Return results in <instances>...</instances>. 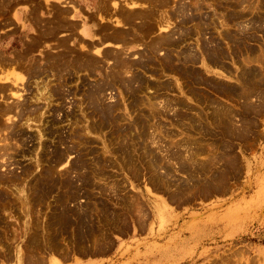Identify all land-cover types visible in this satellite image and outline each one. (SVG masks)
<instances>
[{
	"label": "rangeland",
	"instance_id": "rangeland-1",
	"mask_svg": "<svg viewBox=\"0 0 264 264\" xmlns=\"http://www.w3.org/2000/svg\"><path fill=\"white\" fill-rule=\"evenodd\" d=\"M57 1L0 0L5 59L19 66L0 88V264L19 250L21 264H264V0H90L126 27L101 29L123 34L110 49L81 39L62 6L74 2ZM39 90L50 104L33 102Z\"/></svg>",
	"mask_w": 264,
	"mask_h": 264
},
{
	"label": "bare ground",
	"instance_id": "bare-ground-1",
	"mask_svg": "<svg viewBox=\"0 0 264 264\" xmlns=\"http://www.w3.org/2000/svg\"><path fill=\"white\" fill-rule=\"evenodd\" d=\"M104 1H105V0H104ZM107 1H108V0H107ZM124 1H125V0H124ZM143 1H145V0H143ZM146 1H147V0H146ZM193 1H194V0H193ZM198 1H199V0H198ZM198 1H194V3L198 2ZM210 1H211V0H210ZM221 1H222V0H221ZM226 1H227V0H226ZM240 1H242V0H240ZM244 1H245V0H244ZM119 2H120V1H119ZM119 2H116V0H111V5L113 6V8H114L115 10H116V9L119 10V8H120V4H119ZM158 2H159V1H158ZM224 2H225V1H224ZM238 2H239V1H238ZM194 3L192 2L193 5H194ZM200 3H201V2H200ZM249 3H250V2H249ZM252 3H253V1H252ZM95 4H96V3H95ZM103 4H104V3H103ZM108 4L110 5V1L108 2ZM121 4H122V3H121ZM156 4H157V3H156ZM101 5H102V4H101ZM104 5H105V4H104ZM124 5H126V6L128 7V8H126V9L129 10V11H130L131 9H135V8H146V9L149 8L147 3H145V2H140V0H127V2L125 1V4H124ZM150 5H151V4H150ZM178 5H179V4H178ZM190 5H191V4H190ZM198 5H199V3H198ZM250 5H251V4H250ZM126 6H125V7H126ZM163 6H164V5H163ZM166 6H167V5H166ZM166 6H165V7H166ZM179 6H180V5H179ZM247 6H248V5H247ZM252 6H253V5H251L250 7H252ZM97 7H98V6H97ZM109 7H110V6H109ZM153 7H154V6H153ZM165 7H164V8H165ZM190 7H191V6H190ZM201 7H202V6H201ZM221 7H222V6H221ZM224 7H225V6H224ZM110 8H111V7H110ZM196 8H197V7H196ZM241 8L243 9V7H241ZM248 8H249V7H248ZM121 9H122V8H121ZM146 9H145V10H146ZM166 9H167V8H166ZM175 9H176V8H175ZM201 9H202V8H201ZM249 9H251V8H249ZM104 10H105V9H104ZM104 10H103V11H104ZM115 10H114V11H115ZM150 10H151V9H150ZM172 10H173V9H172ZM179 10H180V9H179ZM182 10H183V9H182ZM238 10H239V9H238ZM54 11H56V10H54ZM64 11H65V10H64ZM64 11H63V12H64ZM95 11H96V10H95ZM121 11H122V10H121ZM131 11H132V10H131ZM173 11H174V10H173ZM177 11H178V10H177ZM186 11H187V9H186ZM236 11H237V10H236ZM242 11H243V10H242ZM246 11H247V10H246ZM67 12H68V11H67ZM144 12H145V11H144ZM144 12H143V13H144ZM151 12H152V11H151ZM157 12H158V11H157ZM175 12H176V11H174V13H175ZM212 12H213V11H212ZM56 13H57V12H56ZM111 13H112V11H111ZM111 13H110V15H111ZM170 13H172V12H170ZM183 13H184V12H183ZM96 14H97V13H96ZM112 14H113V13H112ZM153 14H154V13H152V16H153ZM167 14H168V12H167ZM205 14H206V13H205ZM236 14H237V13H236ZM30 15H31V14H30ZM61 15H62V14H61ZM98 15H99V13H98ZM98 15H97V16H98ZM115 15H116V13H115ZM234 15H235V14H234ZM97 16H95V17H97ZM102 16H103V15H102ZM102 16H101V17H102ZM113 16H114V15H113ZM113 16H112V20H113L114 17H115V16H114V17H113ZM61 17H62V16H61ZM95 17H94V18H95ZM116 17H117V16H116ZM120 17H121V16H120ZM120 17H118L117 19H119ZM123 17H124V16H123ZM130 17H131V16H130ZM148 17H150V16H148ZM199 17H200V16H199ZM65 18H66V17H65ZM65 18H63V19H65ZM109 18H110V16H109ZM127 18H128V16H127ZM151 18H152V17H151ZM170 18H171V17H170ZM175 18H176V17H175ZM184 18H185V17H184ZM97 19H98V17H97ZM103 19H105V18H103ZM122 19H123V18H122ZM166 19H167V18H166ZM166 19H165V21H166ZM210 19H211V18H210ZM224 19H225V18H224ZM101 20H102V19H101ZM110 20H111V19H110ZM125 20H126V19H125ZM150 20H151V19H150ZM154 20H155V19H154ZM107 21H108V23H110L108 19H107ZM114 21H116V20H114ZM119 21H120V20H119ZM122 21H123V20H122ZM122 21H120L121 24L119 25V27H120L121 25L124 24V23H122ZM157 21H158V20H157ZM208 21H210V20H208ZM211 21H212V19H211ZM91 22H92V21H91ZM112 22H113V21H112ZM117 22H118V21H117ZM128 22H129V20H128ZM134 22H136V21L134 20ZM137 22H138V20H137ZM149 22H150V21H149ZM159 22H160V21H159ZM159 22H158V23H159ZM201 22H203V21H201ZM224 22H225V21H224ZM40 23H41V22H40ZM85 23H87V22H85ZM114 23H115V22H114ZM118 23H119V22H118ZM151 23H154V22H151ZM162 23L164 24V22H162ZM191 23H192V22H191ZM196 23H197V22H196ZM211 23H212V22H211ZM239 23H240V22H239ZM71 24H72V23H71ZM90 24H91V23H90ZM159 24H161V23H159ZM165 24H166V23H165ZM167 24H169V23L167 22ZM197 24H198V23H197ZM223 24H225V23H222V25H223ZM253 24H254V23H253ZM68 25H70V24H68ZM68 25H67V26H68ZM112 25H113V23H112ZM112 25H111V26H112ZM115 25H118V24L116 23ZM157 25H158V24H157ZM203 25H204V24H203ZM58 26H59V24H58ZM158 26H160V25H158ZM165 26H166V25H165ZM205 26H206V25H205ZM213 26H214V24H213ZM225 26H226V25H225ZM236 26H237V25H236ZM249 26H250V25H249ZM73 27H74V26H73ZM128 27H130V26H128ZM155 27H156V26H155ZM166 27L168 28V26H166ZM169 27H171V26L169 25ZM60 28H61V27H60ZM121 28H123V27H121ZM125 28H126V27H125ZM141 28H142V27H141ZM159 28H160V27H159ZM198 28H199V27H198ZM52 29H53V28H52ZM57 29H58V28H57ZM61 29H64V28H61ZM111 29H112V28H111ZM130 29H131V28H130ZM170 29H171V28H170ZM170 29H169V30H170ZM192 29H194V28H192ZM195 29H196V28H195ZM248 29H249V28H248ZM66 30H67V29H66ZM143 30H144V28H143ZM171 30H172V29H171ZM237 30L241 31L240 29H237ZM67 31H68V30H67ZM72 31H73V30H72ZM131 31H132V30H131ZM194 31H196V30H194ZM89 32H90V30H89ZM133 32H134V31H133ZM141 32H142V31H141ZM178 32H179V31H178ZM181 32H182V31H181ZM101 33H102V32H101ZM135 33H136V32H135ZM147 33H148V32H147ZM237 33H238V32H237ZM90 34H92V32H91ZM132 34H133V33H132ZM104 35H105V34H104ZM122 35H123V34H122ZM122 35H121V36H122ZM126 35H127V34H126ZM221 35H222V34H221ZM105 36H106V35H105ZM118 36L121 37L120 35H118ZM127 36H128V35H127ZM174 36H175V35H174ZM174 36H173V37H174ZM236 36H238V35H236ZM67 37L69 38V36H67ZM82 37H83V36H82ZM89 37H90V36H89ZM175 37H176V36H175ZM221 37H222V36H221ZM228 37H229V36H228ZM103 38L105 39V37H103ZM121 38H122V37H121ZM132 38H133V37H132ZM142 38H144V37H142ZM179 38H180V37H179ZM181 38H182V37H181ZM202 38H203V37H202ZM236 38H237V37H236ZM104 39H103V41H104ZM106 39H107V38H106ZM111 39H112V38H111ZM113 39H114V38H113ZM122 39H123V38H122ZM126 39H127V38H126ZM172 39H173V38H172ZM175 39H176V38H175ZM205 39H206V38H205ZM70 40H71V39H70ZM117 40H118V39H117ZM119 40H120V39H119ZM181 40H182V39H181ZM251 40H252V39H251ZM262 40H263V39H262ZM124 41H125V40H124ZM127 41H128V40H127ZM165 41H166V40H165ZM165 41H164V42H165ZM212 41H213V40H212ZM214 41H215V40H214ZM219 41H220V40H219ZM227 41H228V40H227ZM93 42H94V41H93ZM106 42H108V41H106ZM109 42H110V41H109ZM116 42H117V41H116ZM135 42H136V40H135ZM138 42H139V41H138ZM208 42H209V41H208ZM215 42H216V41H215ZM104 43H105V42H104ZM112 43H113V42H112ZM127 43H128V42H127ZM136 43H137V42H136ZM146 43H147V42H146ZM155 43H156V42H155ZM166 43H167V42H166ZM211 43H212V42H211ZM241 43H242V42H241ZM95 44H96V43H95ZM152 44H153V43H152ZM160 44H161V43H160ZM177 44H179V43H177ZM208 44H209V43H208ZM208 44H207V45H208ZM229 44H230V43H229ZM104 45H106V47H107L108 45H111V46H112L111 43H106V44H104ZM153 45H155V44H153ZM161 45H162V44H161ZM168 45H169V44H167L166 47H167ZM180 45H181V44H180ZM124 46H125V45H124ZM150 46H151V45H150ZM212 46H214V45L212 44ZM218 46H219V45H218ZM115 47H120V46L116 45ZM121 47H122V46H121ZM121 47H120V48H121ZM128 47H129V46H128ZM156 47H157V45H156ZM185 47H186V46H185ZM236 47H237V46H236ZM160 48H161V47H160ZM216 48H217V46L215 47V49H216ZM224 48H225V47H224ZM64 49H65V48H64ZM148 49H150V48H148ZM164 49H165V48H164ZM168 49H169V48H168ZM192 49H193V48H192ZM205 49H206V48H205ZM209 49H210V48H209ZM209 49H208V50H209ZM215 49H214V50H215ZM122 50H123V49H122ZM152 50H153V48H152ZM156 50H157V49H156ZM156 50H155V51H156ZM212 50H213V49L211 48V51H212ZM262 50H263V49H262ZM61 51H62V50H61ZM157 51H158V50H157ZM201 51H202V50H201ZM205 51H206V50H205ZM143 52H144V51H143ZM149 52H150V51H149ZM178 52H179V51H178ZM192 52H193V51H192ZM260 52H261V51H260ZM26 53H27V52H26ZM30 53H31V52H30ZM59 53H60V52H59ZM63 53H64V52H63ZM98 53H99V51L96 52V54H98ZM116 53H117V52H116ZM150 53H151V52H150ZM155 53H156V52H155ZM176 53H177V52H176ZM214 53H215V51H214ZM244 53H245V50H244ZM99 54H100V53H99ZM156 54H157V53H156ZM193 54H194V53H193ZM205 54H206V53H205ZM232 54H233V53H232ZM242 54H243V53H242ZM246 54H247V53H246ZM24 55H25V53H24ZM43 55H44V54H43ZM57 55H58V54H57ZM90 55H92V54H90ZM116 55H117V54H116ZM150 55H151V54H150ZM176 55H177V54H176ZM189 55H190V54H188V56H189ZM191 55H192V54H191ZM214 55H215V54H214ZM223 55H224V54H223ZM223 55H222V56H223ZM247 55H248V54H247ZM253 55H254V54H253ZM253 55H252V56H253ZM100 56H101V55H100ZM119 56H120V55H119ZM153 56H154V55H153ZM181 56H182V55H181ZM185 56H186V55H185ZM195 56H196V55H195ZM259 56H260V55H259ZM51 57H53V56H51ZM86 57H87V56H86ZM116 57H117V56H116ZM120 57H121V56H120ZM145 57H146V55H145ZM247 57H248V56H247ZM247 57H245V58H247ZM253 57H254V56H253ZM54 58H55V57H54ZM103 58H104V57H103ZM118 58H119V57H118ZM122 58H123V57H122ZM150 58H151V57H150ZM250 58H252V57H250ZM50 59H51V58H50ZM87 59H88V58H87ZM87 59H85V60H87ZM101 59H102V58H101ZM101 59H100V60H101ZM104 59H106V58H104ZM107 59H109V58H107ZM115 59H116V58H115ZM115 59H114V60H115ZM178 59H179V58H178ZM183 59H184V58H183ZM205 59H206V56H205ZM207 59H208V57H207ZM243 59H244V58H243ZM23 60H24V59H23ZM44 60H45V59H44ZM44 60H43V62H44ZM53 60H54V59H53ZM67 60H69V59H67ZM117 60H118V59H117ZM117 60H116V61H117ZM122 60H123V59H120L119 61L122 62ZM125 60H126V59H125ZM139 60H140V59H139ZM156 60H157V59H156ZM156 60H155V61H156ZM196 60H197V58H196ZM220 60H221V59H220ZM244 60H245V59H244ZM252 60H253V59H252ZM21 61H22V60H21ZM41 61H42V60H41ZM102 61H103V60H102ZM109 61H110V60H109ZM116 61H115V62H116ZM123 61H124V60H123ZM145 61H146V60H145ZM160 61H162V60H160ZM182 61H183V60H182ZM205 61H206V60H205ZM212 61H213V60H212ZM257 61H258V60H257ZM11 62H12V61H11ZM31 62H32V61H31ZM62 62H63V60H62ZM75 62H77V61H75ZM75 62H73L72 65H73ZM78 62H79V61H78ZM81 62H82V61H81ZM84 62H85V61H84ZM136 62H137V61H136ZM142 62H143V61H142ZM175 62H176V61H175ZM180 62H181V61H180ZM189 62H190V61H189ZM193 62H194V61H193ZM18 63H19V62H18ZM18 63H17V64H18ZM33 63H34V62H33ZM33 63H32V64H33ZM35 63H36V62H35ZM35 63H34V65H35ZM58 63H60V62H58ZM69 63H70V62H69ZM86 63H87V61H86ZM117 63H118V62H117ZM122 63H124V62H122ZM126 63H127V60H126ZM132 63H133V62H132ZM139 63H140V62H139ZM181 63H182V62H181ZM42 64H43V63H42ZM51 64H52V63H51ZM87 64H88V63H87ZM99 64H100V63H99ZM127 64H129V63H127ZM136 64H138V62H137ZM159 64H160V63H159ZM40 65H41V64H40ZM82 65H83V64H82ZM82 65H81V66H82ZM91 65H92V64H91ZM91 65H90V67H89V65H88V67L91 68V67H92ZM114 65H115V64H114ZM131 65H132V64H131ZM134 65H135V64H134ZM134 65H133V66H134ZM138 65H139V64H138ZM148 65H149V64H148ZM183 65H184V64H183ZM31 66H32V65H31ZM42 66H46V64H45V65H42ZM64 66H65V64H64ZM66 66H70V65H66ZM117 66H118V64H117ZM119 66L122 67V64L120 65V63H119ZM124 66H125V64H124ZM124 66H123V67H124ZM214 66H215V65H214ZM217 66H218V65H217ZM26 67H27V66H26ZM29 67H30V66H29ZM29 67H28V68H29ZM37 67H38V65H37ZM53 67H54V65H53ZM70 67H71V66H70ZM84 67H86V66H84ZM97 67H98V66H97ZM121 67H119V68H121ZM123 67H122V68H123ZM126 67H127V66H126ZM130 67H131V66H130ZM161 67H162V66H161ZM44 68H45V67H44ZM58 68H59V67H58ZM67 68H68V67H67ZM67 68H66V69H67ZM122 68H121V69H122ZM56 69H57V68H56ZM62 69H63V68H62ZM117 69H118V67H117ZM131 69H132V68H131ZM188 69H189V68H188ZM22 70H23V69H22ZM25 70H26V69H25V67H24V71H25ZM27 70H28V69H27ZM33 70H34V69H33ZM33 70H32V71H33ZM57 70H58V69H57ZM67 70H68V69H67ZM67 70H66V71H67ZM80 70H81V69H80ZM80 70H78V71H80ZM85 70H86V68H85ZM92 70H93V69H92ZM92 70H91V71H92ZM112 70L115 71L114 69H112ZM119 70H120V69H119ZM126 70H128V69H126ZM161 70H162V69H161ZM171 70H172V69H171ZM176 70H177V69H176ZM52 71H53V70H52ZM58 71H59V70H58ZM68 71H69V70H68ZM68 71H67V72H68ZM88 71L90 72V70H88ZM255 71H256V70H255ZM30 72H31V70H30ZM34 72H35V71H34ZM45 72H46V71H45ZM54 72H55V71H54ZM59 72H60V71H59ZM61 72H62V71H61ZM64 72H65V70H64ZM72 72H73V71H72ZM72 72H71V73H72ZM98 72H99V71H98ZM31 73H33V72H31ZM38 73H39V72H38ZM47 73H48V72H47ZM100 73H101V72H100ZM100 73H99V74H100ZM114 73L117 74V72H114ZM127 73H129V72H127ZM169 73H170V71H169ZM189 73H190V71H189ZM34 74L36 75V73H34ZM53 74H54V73H53ZM61 74H62V73H61ZM74 74H76V73L74 72ZM122 74H123V73L121 72V75H122ZM177 74H178V73H177ZM26 75H27V74H26ZM28 75H29V73H28ZM28 75H27V77H28ZM32 75H33V74H32ZM44 75H45V74H44ZM59 75H60V74H59ZM93 75H94V74H93ZM112 75H113V74H112ZM118 75H119V74H118ZM36 76H37V75H36ZM36 76H35V77H36ZM45 76H46V75H45ZM64 76H65V74H64ZM64 76H63V77H64ZM97 76H99V75H97ZM100 76H101V75H100ZM109 76L111 77V75H109ZM195 76H196V75H195ZM253 76H254V75H253ZM29 77H30V76H29ZM31 77H32V76H31ZM42 77H43V76H42ZM58 77H59V76H58ZM58 77H57V78H58ZM66 77H67V76H66ZM66 77H65V78H66ZM105 77H106V76H105ZM118 77H122V76H118ZM15 78L17 79L18 77H15ZM45 78H46V77H45ZM68 78H69V77H68ZM106 78H108V77H106ZM111 78H112V77H111ZM190 78H192V77H190ZM247 78H248V77H247ZM18 79H20V78H18ZM30 79H31V78H30ZM0 80H1V79H0ZM26 80H27V78H26ZM57 80H58V79H57ZM59 80H60V79H59ZM63 80H64V79H63ZM104 80H105V79H104ZM248 80H249V79H248ZM20 81L23 83L22 80H20ZM42 81H43V80H42ZM117 81H119V80H117ZM124 81H126V80H124ZM107 82H108V81H107ZM121 82H122V81H121ZM131 82H132V81H131ZM254 82H255V81H254ZM58 83H60V82H58ZM67 83H68V82H67ZM69 83H70V82H69ZM95 83H96V82H95ZM95 83H93V84H95ZM123 83H125V82H123ZM129 83H130V82H129ZM133 83H134V82H133ZM5 84H6V83H5ZM28 84H30V83H28ZM43 84H44V83H43ZM62 84H63V83H62ZM62 84H61V85H62ZM100 84H101V83H100ZM102 84H105V83L102 82ZM106 84H107V83H106ZM115 84H116V83H115ZM117 84H118V83H117ZM117 84H116V85H117ZM146 84H147V83H146ZM48 85H49V84H48ZM59 85H60V84H59ZM2 86H3V85H2ZM2 86H1V88H2ZM4 86H6V85H4ZM22 86H23V85H22ZM43 86H44V85H43ZM45 86H46V85H45ZM45 86H44V87H45ZM49 86H50V85H49ZM54 86H55V84H54ZM90 86H91V85H90ZM106 86H108V85H106ZM114 86H115V85H114ZM121 86H123V85H121ZM25 87H26V86H25ZM25 87H24V88H25ZM51 87H52V86H51ZM59 87H62V86H59ZM82 87H83V86H82ZM108 87H109V86H108ZM127 87H128V86H127ZM137 87H138V86H137ZM150 87H151V86H150ZM163 87H164V86H163ZM22 88H23V87H22ZM48 88H49V87H48ZM57 88H58V87H57ZM77 88H78V87H77ZM120 88H121V87H120ZM5 89H6V88H5ZM28 89H29V88H28ZM46 89H47V88H46ZM55 89H56V87H55ZM61 89H62V88H61ZM69 89H70V88H69ZM81 89H82V88H81ZM83 89H84V88H83ZM107 89H108V88H107ZM50 90H51V88H50ZM124 90H125V88H124ZM126 90H127V89H126ZM39 91H40V90H39ZM52 91H53V90H52ZM55 91H56V90H55ZM55 91H54V92H55ZM59 91H60V90H59ZM67 91H68V90H67ZM140 91H141V90H140ZM27 92H28V91H27ZM31 92H32V91H31ZM50 92H51V91H50ZM60 92H61V91H60ZM64 92H65V91H64ZM64 92L62 93L63 95H64ZM88 92H89V91H88ZM25 93H26V92H25ZM56 93H57V92H56ZM85 93H86V92H85ZM48 94H49V92H48ZM52 94H53V93H52ZM59 94H60V93H59ZM62 94H61V95H62ZM65 94H66V93H65ZM71 94H72V92H71ZM73 94H74V92H73ZM87 94H88V93H87ZM258 94H259V93H258ZM33 95H34V94H33ZM49 95H50V94H49ZM49 95H47V92H46V91H43V92L40 91V92H38V93L36 94V97H35V98L33 97V98H34L33 102H38V103H39V102L43 101V102H45L46 104H50V101H51L50 96H51V95H50V96H49ZM57 95H58V94H57ZM231 95H232V94H231ZM59 96H60V95H59ZM73 96H74V95H73ZM92 96H93V94H92ZM95 96H96V95H95ZM95 96H94V97H95ZM99 96H100V94H99ZM31 98H32V97H31ZM64 98H65V97H64ZM152 98H155V97H152ZM60 99H61V98H60ZM150 99H151V98H150ZM94 100H95V99H94ZM99 100H101V96H100V99L98 98V101H99ZM25 101H26V98L23 97V95H20V96H18V100H15V102L12 101L11 103H13V105L19 103V105H20L21 103L24 104ZM28 101H29V100H28ZM30 101H31V100H30ZM59 101H60V100H59ZM89 101H90V100H89ZM213 101H214V100H213ZM94 102H95V101H94ZM141 102H142V101H141ZM182 102H183V101H182ZM11 103L6 102L7 105H6V104H5V105L8 107V105H9V104L11 105ZM28 103H29V102H28ZM97 103H98V102H97ZM97 103H96V104H97ZM138 103H139V102H138ZM177 103H178V102H177ZM26 104H27V103H26ZM26 104H25V105H26ZM32 104H33V103H32ZM99 104H100V103H99ZM28 105H29V104H27V106H28ZM109 106H110V105H109ZM138 106H139V105H138ZM0 107H1V105H0ZM16 107H18V106H16ZM24 107H25V106H24ZM36 107H37V106H36ZM111 107H112V106H111ZM218 107H219V106H218ZM13 108H14V107H13ZM115 108H116V107H115ZM117 108H118V107H117ZM117 108H116V110H117ZM143 108H144V107H143ZM219 108H220V107H219ZM4 109H5V108H4ZM4 109H2V110H4ZM26 109L29 110V108H26ZM15 110H16V109H15ZM17 110H18V109H17ZM19 110H20V109H19ZM32 110L34 111V108H32ZM21 111H22V110H21ZM33 111H32V112H33ZM35 111H36V110H35ZM35 111H34L33 113H35ZM117 111H119V110H117ZM28 112H29V111H28ZM32 112H31V113H32ZM226 112H227V111H226ZM10 113H13V112L10 111ZM94 113H95V112H94ZM112 113H114V112H112ZM219 114H220V113H219ZM1 116H4V115L2 114ZM144 117H145V116H144ZM144 117H143V118H144ZM148 117H149V116H148ZM124 118H125V117H124ZM20 119H21V118H20ZM147 119H148V118H147ZM27 120L29 121V119H27ZM76 120H77V119H76ZM115 120H116V119H115ZM52 121H53V120H52ZM55 122H56V120H55ZM60 122H61V121H60ZM117 122H118V121H117ZM17 123H18V122H17ZM134 123H136V122H134ZM106 124H107V123H106ZM45 125H46V124H45ZM49 125H50V124H49ZM16 126H17V124H16ZM96 126H97V125H96ZM98 126H99V125H98ZM98 126H97V127H98ZM140 126H141V124H140ZM93 127H94V126H93ZM4 128H5V127H4ZM6 128H7V126H6ZM49 128H50V127H49ZM37 129H38V128H37ZM45 129H46V128H45ZM50 129H52V128H50ZM53 129H54V128H53ZM120 129H121V128H120ZM140 129H141V127H140ZM1 130H2V129H1ZM4 130H5V129H4ZM7 130H8V128H7ZM94 130H95V129H93V131H94ZM110 130H112V129H110ZM38 131H39L38 134H40V137L42 136L41 138L43 139V135H42L41 129H38ZM124 131H125V130H124ZM129 131H130V130H129ZM56 132H57V131H56ZM4 133H5V132H4ZM6 133H7V132H6ZM11 133H12V132H11ZM111 133H112V132H111ZM129 133H130V132H129ZM45 134H46V133H45ZM119 134H120V133H119ZM126 134H127V133H126ZM5 135H6V134H5ZM5 135H4V137H5ZM7 135H8V134H7ZM7 135H6V136H7ZM10 135H11V134H9V136H10ZM75 135H76V134H75ZM128 135H129V134H128ZM53 136H54V135H53ZM131 136H132V135H131ZM137 136H139V135H137ZM7 137H8V136H7ZM5 138H6V137H5ZM12 138H13V137H12ZM19 138H20V137H19ZM126 138H127V137H126ZM140 138H141V136H140ZM2 139H3V138H2ZM6 139H8V138H6ZM52 139H53V138H52ZM117 139H119V138H117ZM117 139H116V140H117ZM121 139H122V137H121ZM4 140H5V139H3V142H5ZM13 140H14V139H13ZM131 140H132V139H131ZM131 140H130V141H131ZM9 141H11V140H9ZM126 141H128V140H126ZM19 142H21V140H20ZM22 142H23V141H22ZM50 142H51V141H50ZM123 142H124V141H123ZM58 143H59V142H58ZM125 143H126V142H125ZM89 144H90V143H89ZM5 145H7V144L5 143ZM8 145H9V144H8ZM8 145H7V146H8ZM59 145H61V144H59ZM132 145H133V144H132ZM7 146H6V147H7ZM64 147H65V146H64ZM115 147H116V146H115ZM115 147H114V148H115ZM126 147H127V146H126ZM8 148H10V147H8ZM15 148H16V147H15ZM1 149H2V147H1ZM1 149H0V150H1ZM72 149H74V148H72ZM90 149H91V148H90ZM2 150H3V149H2ZM4 150L6 151L5 148H4ZM8 150H9V149H8ZM69 150H70V149H69ZM112 150H113V149H112ZM128 151H129V150H128ZM1 152H2V151H1ZM7 152H8V151H7ZM71 152H72V151H71ZM77 152H78V151H77ZM87 152H88V151H87ZM94 152H95V150H94ZM193 152H194V151H193ZM189 153H190V152H189ZM194 153H195V152H194ZM2 154H3V153H2ZM2 154H1L0 157L3 156ZM6 154H7V153H6ZM116 154H117V153H116ZM143 154H144V153H143ZM175 154H176V153H175ZM191 154H192V153H191ZM191 154H190V155H191ZM94 155H95V154H94ZM118 155H119V152H118ZM123 155H124V154H123ZM130 156H131V155H130ZM186 156H187V155H186ZM64 157H65V156H64ZM96 157H97V156H96ZM187 157H188V156H187ZM190 157H191V156H190ZM193 157H194V155H193ZM8 158H10V157H8ZM101 158H102V157H101ZM122 158H123V157H122ZM130 158H132V157H130ZM191 158H192V157H191ZM0 159H1V158H0ZM90 159H91V158H90ZM123 159H124V158H123ZM123 159H122V160H123ZM125 159H126V158H125ZM158 159H159V158H158ZM119 160H120V158H119ZM176 160H177V159H176ZM185 160H186V159H185ZM95 161H96V160H95ZM129 161H130V159H129ZM131 161H132V160H131ZM159 161H160V160H159ZM9 162H10V161H9ZM37 162H38V161H37ZM102 162H103V161H102ZM122 162H123V161H122ZM132 162H133V161H132ZM184 162H185V161H184ZM150 163H152V162H150ZM150 163H149V165H150ZM178 163H180V162L178 161ZM192 163H193V162H192ZM78 164H79V163H78ZM103 164H104V163H103ZM6 165H7V164H6ZM36 165L38 166V164H36ZM99 165H100V164H99ZM153 165H154V164H153ZM157 165H158V164H157ZM180 165H181V164H180ZM104 166H105V164H104ZM125 166H126V165H125ZM127 166H128V165H127ZM150 166H152V165H150ZM154 166H155V165H154ZM207 166H208V165H207ZM207 166H206V167H207ZM156 167H157V166H156ZM201 167H202V166H201ZM82 168H84V167H82ZM147 168H148V167H147ZM135 169H136V168H135ZM150 169H151V168H150ZM199 169H200V168H199ZM64 170H65V169H64ZM68 170H69V169H68ZM84 170H85V169H84ZM100 170H101V169H100ZM137 170H138V169H137ZM152 170H153V169H152ZM82 171H83V169H82ZM93 171H94V170H93ZM93 171H92V172H93ZM135 171H136V170H135ZM191 171H192V170H191ZM193 171H194V170H193ZM30 172H31V171H30ZM74 172H75V171H74ZM101 172H102V171H101ZM166 172H167V171H166ZM183 172H184V171H183ZM28 173H29V172H28ZM58 173H59V172H58ZM82 173H83V172H81V174H82ZM167 173H169V172H167ZM167 173H166V174H167ZM78 174H80V173H78ZM89 174H90V173H89ZM192 174H194V173H192ZM0 175H1V174H0ZM58 175H59V174H58ZM167 175H168V174H167ZM187 175H188V174H187ZM198 175H199V174H198ZM105 176H106V175H105ZM220 176H221V175H220ZM30 177H31V176H30ZM39 177H40V176H39ZM100 177H101V175H100ZM102 177H103V176H102ZM109 177H110V176H109ZM103 178H104V177H103ZM199 178H200V177H199ZM206 178H207V177H206ZM215 178H216V177H215ZM204 179H205V178H204ZM204 179H203V180H204ZM21 180H22V179H21ZM72 180H73V179H72ZM78 180H79V179H78ZM189 180H190V179H189ZM8 181H9V180H8ZM198 181H199V179H198ZM216 181H217V179H216ZM202 182H203V181H202ZM207 182H208V181H207ZM213 182H214V181H213ZM219 182H220V180H218V183H219ZM222 182H223V181H222ZM9 184H10V183H9ZM9 184H8V185H9ZM13 184H14V183H13ZM1 185H2V184H1ZM8 185H7V186H8ZM16 185H17V184H16ZM205 185H206V184H205ZM219 185H220V184H219ZM196 186H197V185H196ZM196 186H195V187H196ZM221 186H222V185H221ZM221 186H220V187H221ZM112 187H113V186H112ZM115 187H116V186H115ZM218 187H219V186H218ZM92 188H93V187H92ZM182 188H183V187H182ZM190 188H191V187H190ZM214 188H215V187H214ZM216 188H217V187H216ZM223 188H224V187H223ZM65 189H66V188H65ZM86 189H87V188H86ZM88 189H89V188H88ZM88 189H87V190H88ZM101 189H102V188H101ZM180 189H181V187H180ZM180 189H179V190H180ZM14 190H15V189H14ZM90 190H92V189H90ZM183 190H184V189H182V191H183ZM71 191H72V190H71ZM74 191H75V190H74ZM201 191H202V190H201ZM89 192H91V191H89ZM96 192H97V191H96ZM78 194H79V193H78ZM179 194H180V193H179ZM50 196H51V195H50ZM4 197H5V196H4ZM25 198H26V197H25ZM25 198H24V199H25ZM66 198H67V196H66ZM27 199H29V198H27ZM24 202H25V201H24ZM13 203H14V202H13ZM22 203H23V202H22ZM27 203H28V201H27ZM53 203H54V202H53ZM10 204H11V203H10ZM19 204H20V203H19ZM103 204H104V203H103ZM46 205H47V204H46ZM101 205H102V203H101ZM7 206H9V205H7ZM7 206H5V208H6ZM30 206H31V205H30ZM47 206H48V205H47ZM2 207H3V205H2ZM22 207H23V206H22ZM25 207H26V206H25ZM9 208H10V207H9ZM101 208H102V207H101ZM11 209H12V208H11ZM23 209H24V208H23ZM28 209H29V208H28ZM37 209H38V208H37ZM82 209H83V208H82ZM1 210H2V208H1ZM24 210H25V209H24ZM12 211H13V210H12ZM25 211H27V209H26ZM25 211H23V212H25ZM30 211H31V210H30ZM101 211H102V210H101ZM106 211H107V210H106ZM23 212H22V213H23ZM28 212H29V211H28ZM28 212H27V213H28ZM27 213H26V214H27ZM40 213H41V212H40ZM1 214H2V213H1ZM23 214H24V213H23ZM38 214H39V213H38ZM12 215H13V214H12ZM31 216H32V215H31ZM33 216H34V214H33ZM104 216H105V215H104ZM111 216H112V215H111ZM14 217H15V216H14ZM105 217H106V216H105ZM105 217H104V218H105ZM15 218H16V217H15ZM18 218H19V217H18ZM21 218H22V217H21ZM21 218H20V219H21ZM29 218H30V217H29ZM42 218H43V217H42ZM42 218H40V219H42ZM89 218L91 219V217H89ZM44 219H45V218H44ZM107 219H108V218H107ZM16 220H17V219H16ZM27 220H28V219H27ZM30 220H31V219H30ZM85 220H86V219H85ZM110 220H111V219H110ZM35 221H36V220H35ZM111 221H112V220H111ZM117 221H118V220H117ZM115 222H116V221H115ZM11 223H12V222H11ZM27 223H28V222H27ZM40 223H41V222H40ZM13 224H14V223H13ZM29 224H30V223H29ZM45 225H46V224H44V226H45ZM89 225H90V223H89ZM14 226H15V225H14ZM29 226H31V225H29ZM29 226H28V227H29ZM37 226H39V225H36V228H37ZM40 226H41V225H40ZM24 227H25V226H24ZM33 228H35V226H34ZM45 228H47V227H45ZM38 229H39V228H38ZM12 230H13V229H12ZM28 230H29V229H28ZM28 230H27V231H28ZM43 230H46V229H42L41 231H43ZM9 231H10V230H9ZM31 231H32V230H31ZM3 232H5V231H3ZM22 233H23V231H22ZM29 233H30V232H29ZM39 233H41V232H39ZM15 234H16V233H15ZM26 234H27V232H26ZM45 234H46V233H45ZM69 234H70V233H69ZM104 234H105V233H104ZM13 235H14V234H12V236H13ZM48 235H49V234H48ZM95 235H96V234H95ZM39 236H40V235H39ZM59 236H60V235H59ZM61 236H62V235H61ZM64 236H65V235H64ZM96 236H97V235H96ZM6 237H7V236H6ZM46 237H47V236H46ZM91 237H92V236H91ZM13 238H14V237H13ZM16 238H17V237H16ZM24 238H25V237H24ZM40 238H41V237H40ZM43 238H44V237H43ZM63 238H64V237H63ZM101 238H102V237H101ZM101 238H100V239H101ZM47 239H48V238H47ZM103 239H104V238H103ZM72 240H73V239H72ZM101 240H102V239H101ZM12 241H14V240L12 239ZM73 241H74V240H73ZM44 242H45V241H44ZM44 242H43V243H44ZM58 242H59V241H58ZM101 242H102V241H101ZM47 243H48V241H47ZM41 244H42V243H41ZM91 244H92V243H91ZM95 244H96V243H95ZM45 245H47V244H45ZM43 246H44V245H43ZM47 246H48V245H47ZM49 246H50V245H49ZM81 246H82V245H81ZM81 246H80V247H81ZM16 247H17V246H16ZM41 247H42V246H41ZM99 247H100V246H99ZM1 248L3 249L4 247H1ZM61 248H62V247H61ZM81 248H82V247H81ZM42 249H43V248H42ZM46 249H47V248H46ZM49 249H50V247H49ZM55 249H56V248H55ZM30 250H31V248H30ZM30 250H28V251H30ZM32 250H34V249H32ZM36 250H37V248H36ZM43 250H44V249H43ZM17 251H18V250H17ZM87 251H88V250H87ZM97 251H98V250H97ZM0 252H1V251H0ZM2 252H3V251H2ZM51 252H52V251H51ZM23 253H24V252H23ZM41 253H42V252H41ZM43 253H44V252H43ZM55 253H56V251H55ZM65 253H66V252H65ZM2 254H3V253H2ZM32 254H33V253H32ZM57 254H58V253H57ZM62 254H63V253H62ZM68 254H69V253H68ZM21 255H22V253H21L20 250H19V252L17 253V258H16V260H15V261H16V264H21ZM66 255H67V253H66ZM38 256H39V255H38ZM63 256H64V254H63ZM42 257H43V256H42ZM29 259H31L30 256H29ZM32 259H33V258H32ZM34 260H35V259H34ZM62 260H63V259H62ZM27 261H28V260H27ZM27 261H26V262H27ZM11 263H12V262H11ZM22 263H23V262H22ZM31 263H32V262H31ZM31 263H30V264H31ZM55 264H57V263H55Z\"/></svg>",
	"mask_w": 264,
	"mask_h": 264
},
{
	"label": "crops",
	"instance_id": "crops-1",
	"mask_svg": "<svg viewBox=\"0 0 264 264\" xmlns=\"http://www.w3.org/2000/svg\"><path fill=\"white\" fill-rule=\"evenodd\" d=\"M67 1L68 0H65V2H67ZM50 2H51V4L59 3L57 0H50ZM69 2L70 3L74 2L75 8L72 9V7H73L72 4H66V5H62V6L64 7V9H67L70 11V14L72 15L71 20L73 21V23L78 25L77 33L81 39H83L84 41H87L89 43L99 42L101 44V47L106 43L112 44V46L104 47L105 49L114 48L116 45H118V46H124L125 45L126 42L122 38L114 37V36H111L109 34H105L106 36L101 34V29L103 27H110V28H112L114 30H118V31L125 29V27L121 28L118 25H115L116 23L112 22L113 21L112 19L109 20L110 23H108L107 19L105 21H101V20L97 19V17H95V14H94V8L91 7L92 1H90V0H73V1L69 0ZM140 2L146 3V0L145 1L140 0ZM122 5L125 6L124 4H122ZM142 9H145V8H135V9H131V10L134 11V10H142ZM26 14H27V12L25 9H19L17 11V15L19 16L21 21H23V19L26 17ZM85 22H87V23H85ZM112 23H113V25H112ZM89 30H90V32H89ZM91 32H92V34H90ZM65 37H67V36L61 35V36H59V39L62 40ZM103 37H105V39ZM103 39H104V41H103ZM106 41H108V42H106ZM3 42H4L3 39L0 40V79H1L0 80V88L2 85H3L2 87H6L7 85L12 84V81L14 78V75L12 73V69L16 68V67H17V69H19L18 65L14 64V63L6 62L4 45L2 44ZM4 85H6V86H4ZM75 264H77V263H75Z\"/></svg>",
	"mask_w": 264,
	"mask_h": 264
}]
</instances>
